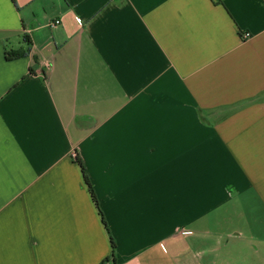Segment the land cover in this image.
Masks as SVG:
<instances>
[{
  "label": "crops",
  "instance_id": "0c3cea01",
  "mask_svg": "<svg viewBox=\"0 0 264 264\" xmlns=\"http://www.w3.org/2000/svg\"><path fill=\"white\" fill-rule=\"evenodd\" d=\"M74 154L116 264H264V0H0V264H114Z\"/></svg>",
  "mask_w": 264,
  "mask_h": 264
},
{
  "label": "trees",
  "instance_id": "16d2710c",
  "mask_svg": "<svg viewBox=\"0 0 264 264\" xmlns=\"http://www.w3.org/2000/svg\"><path fill=\"white\" fill-rule=\"evenodd\" d=\"M27 53H28V52H26V53H25V52H21V53H16V54H12V55L7 54V59H13V58H15V57L26 56ZM75 161H76V163L79 165V167L81 168V171H82V173H83V176H84L85 182H86V184H87V186H88V188H89V191H90L91 197H92V199H93V202H94V204H95V206H96V208H97V210H98L99 216L101 217V220H102L103 226H104L105 230L107 231V234L109 235L110 243H111V249H112V251H111V257H110V258H111L112 262H113L114 264H116V245H115V242H114V240H113V238H112V236H111V233H110V231H109V227H108V225H107V222H106V220H105V217H104V215H103V213H102V211H101L99 201H98L97 196H96V194H95V192H94V190H93V188H92V185H91V183H90V181H89V178H88V176H87V173H86L85 167H84V165H83V163H82V161H81V159H80V157H79L78 155H76V157H75ZM108 260H110V259H107L106 261H104V263L107 262ZM104 263H102V264H104Z\"/></svg>",
  "mask_w": 264,
  "mask_h": 264
},
{
  "label": "built area",
  "instance_id": "2783aa9c",
  "mask_svg": "<svg viewBox=\"0 0 264 264\" xmlns=\"http://www.w3.org/2000/svg\"><path fill=\"white\" fill-rule=\"evenodd\" d=\"M59 24V22H55V23H51V27H56L57 25ZM251 37V35L249 34V33H245L243 36H242V38H244V39H249ZM76 155L77 154H74L73 156H74V158L76 157ZM184 235L185 234H190L189 232H186V233H183Z\"/></svg>",
  "mask_w": 264,
  "mask_h": 264
}]
</instances>
